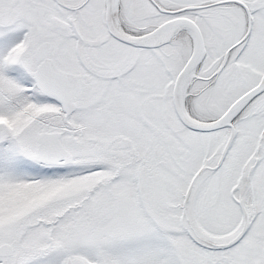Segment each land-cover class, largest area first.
I'll return each mask as SVG.
<instances>
[{
  "label": "snow or ice",
  "instance_id": "obj_1",
  "mask_svg": "<svg viewBox=\"0 0 264 264\" xmlns=\"http://www.w3.org/2000/svg\"><path fill=\"white\" fill-rule=\"evenodd\" d=\"M0 264H264V0H0Z\"/></svg>",
  "mask_w": 264,
  "mask_h": 264
}]
</instances>
